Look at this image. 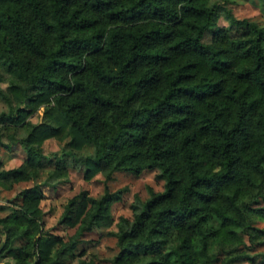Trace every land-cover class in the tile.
I'll return each mask as SVG.
<instances>
[{
  "label": "trees",
  "instance_id": "trees-1",
  "mask_svg": "<svg viewBox=\"0 0 264 264\" xmlns=\"http://www.w3.org/2000/svg\"><path fill=\"white\" fill-rule=\"evenodd\" d=\"M228 3L0 0V149L27 155L8 170L0 160L1 189L35 180L52 138L67 140L53 157L86 181L146 170L164 181L131 219L112 214L122 190L75 195L59 220L76 227L67 241L44 229L41 185L24 190L0 203V264H65L86 233L113 225L112 264L264 262L251 252L264 240L253 224L264 219V25ZM66 175L57 166L45 184Z\"/></svg>",
  "mask_w": 264,
  "mask_h": 264
},
{
  "label": "rangeland",
  "instance_id": "rangeland-1",
  "mask_svg": "<svg viewBox=\"0 0 264 264\" xmlns=\"http://www.w3.org/2000/svg\"><path fill=\"white\" fill-rule=\"evenodd\" d=\"M234 16L238 19H250L264 25V2L261 0H230L227 4ZM217 27H227L224 18H220ZM208 38V37H207ZM206 38V39H207ZM10 76L0 66V89L6 90L9 85ZM7 110V104L0 97V112ZM41 112H37L29 119L33 123L40 120ZM24 129L18 128L16 136H24ZM55 139H47L43 143V152L48 159L39 166L38 177L28 182L15 184L11 190H4L0 187V203L9 205L13 201H19L24 190L36 184L41 185L42 199L40 208L43 212V226L50 235H57L64 241L75 233L76 227H69L60 223V216L64 206L69 199L77 194L86 192L88 196L98 198L105 190L106 185L114 192L122 190L121 200L112 206V214L115 221L120 216L132 218V207L139 201H144L149 197V189L160 192L164 188V181L158 177L157 170H146L140 175H133L126 172H116L113 179L105 183L103 174L99 173L90 181L83 178V167L75 163L72 158L66 157L64 161H57L53 154H60L65 147V142ZM83 154L91 152V148H85ZM25 150L20 145H13L10 149H0V160L3 169H13L19 167L26 159ZM59 166L65 168L67 175L54 184H45L48 176ZM264 206V202H261ZM9 210L0 212V217L6 215ZM253 224L264 230V219H255ZM115 230V225L111 228H95L86 233L82 241L77 245V249L65 264H80L86 261L92 264H112V259L118 253L116 239L109 232ZM252 253L264 252V240L258 243L251 251ZM243 264H264L262 260L255 259L253 262Z\"/></svg>",
  "mask_w": 264,
  "mask_h": 264
},
{
  "label": "clouds",
  "instance_id": "clouds-1",
  "mask_svg": "<svg viewBox=\"0 0 264 264\" xmlns=\"http://www.w3.org/2000/svg\"><path fill=\"white\" fill-rule=\"evenodd\" d=\"M43 111V109H41V112Z\"/></svg>",
  "mask_w": 264,
  "mask_h": 264
}]
</instances>
